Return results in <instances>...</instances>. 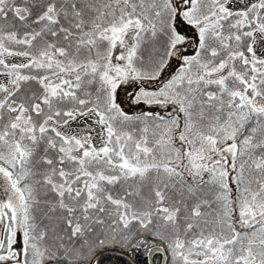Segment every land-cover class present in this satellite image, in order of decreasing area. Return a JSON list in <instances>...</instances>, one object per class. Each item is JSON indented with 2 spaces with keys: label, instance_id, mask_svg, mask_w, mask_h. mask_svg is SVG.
<instances>
[{
  "label": "snow or ice",
  "instance_id": "1",
  "mask_svg": "<svg viewBox=\"0 0 264 264\" xmlns=\"http://www.w3.org/2000/svg\"><path fill=\"white\" fill-rule=\"evenodd\" d=\"M0 264H264V0H0Z\"/></svg>",
  "mask_w": 264,
  "mask_h": 264
}]
</instances>
